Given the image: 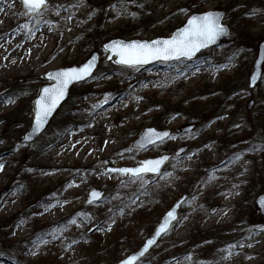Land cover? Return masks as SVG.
<instances>
[{"label": "rangeland", "instance_id": "1", "mask_svg": "<svg viewBox=\"0 0 264 264\" xmlns=\"http://www.w3.org/2000/svg\"><path fill=\"white\" fill-rule=\"evenodd\" d=\"M96 1L48 0L47 8L35 14H26L20 0L0 1V193L7 189L0 202V264H112L143 243L184 194L178 222L149 253L153 263L262 264L264 216L255 198L264 193V152L258 149L263 132L253 117L264 99V63L260 87L249 89L247 78L264 40V0L145 2L141 10H149L153 19L125 40L168 37L192 14L215 10L225 11L230 33L226 45L203 51L190 62H158L142 69L107 61L108 52L102 49L108 40L121 38L115 35L127 22L123 2L126 15L140 14L137 0ZM94 51L98 67L91 79L78 84L83 85L79 94L87 110L84 123L66 128L54 123L70 91L41 135L53 130L55 142L31 155L29 146L41 136L28 145L20 142L32 119L23 109L48 83L43 75L78 65ZM22 77L28 83L13 92V79ZM226 79L236 83L228 97L220 91ZM213 99L219 100L215 107L204 109ZM191 107L195 109L189 112ZM17 109L22 115L5 122ZM232 112L241 121L233 128L239 129L232 138L236 148L221 156L218 140L210 138L226 133ZM146 127L167 129L171 136L148 148H132ZM182 147L185 151L175 155ZM162 154L174 156L158 177L129 178L110 171ZM94 188L103 190L104 198L86 205ZM245 198L246 207L238 211ZM98 219L106 220L94 227ZM237 219L253 228L248 244L222 246L217 240L206 248L202 235L191 237L208 230L218 237L224 228L238 227ZM1 241L21 249L9 253Z\"/></svg>", "mask_w": 264, "mask_h": 264}, {"label": "snow or ice", "instance_id": "2", "mask_svg": "<svg viewBox=\"0 0 264 264\" xmlns=\"http://www.w3.org/2000/svg\"><path fill=\"white\" fill-rule=\"evenodd\" d=\"M24 8L28 13H38L41 9L47 8V0H22ZM218 14L207 13L202 16H194L188 20V26L182 29L178 35L170 40L153 41L151 44L146 43H131L119 44L114 43L111 48L106 46V50L114 52L119 57L118 64L135 68L137 65H143L153 59L170 60L180 59L181 57L191 59L196 52L201 48L206 47L210 43H214L216 39L225 35L227 30L219 22ZM22 28H27V25H22ZM30 31V30H29ZM95 59V58H93ZM94 65L89 62L79 69H70L68 71L58 72L53 79L56 84L51 88H45L43 95L36 101V128L39 131L45 122L46 118L51 115L59 102L64 98L68 85L74 81L85 79L91 74ZM7 102H13L10 98ZM107 101H105L106 103ZM169 136L168 133H157L154 130H149L145 136L146 142L154 144L156 140L163 141L164 137ZM143 146V145H142ZM163 157L160 160L146 161L141 167L135 169H111L110 171H118L122 174H127L130 177L141 178L143 173H157L160 170V165L166 160ZM2 167V166H0ZM92 199H100V194L93 192ZM91 203V201H89ZM169 219L174 220L173 211L167 213V218L164 224L155 233L156 236L161 235L168 229ZM75 224V220L70 221ZM55 238V236L53 237ZM154 240H149L144 248L138 253V256H143L148 248L154 243ZM234 247V246H229ZM137 255L130 257L122 262V264H134L138 259Z\"/></svg>", "mask_w": 264, "mask_h": 264}, {"label": "water", "instance_id": "3", "mask_svg": "<svg viewBox=\"0 0 264 264\" xmlns=\"http://www.w3.org/2000/svg\"><path fill=\"white\" fill-rule=\"evenodd\" d=\"M20 1L22 3V0H20ZM47 4H48V0H47ZM22 8L24 9V11H25L26 14H35V13H28L27 10L24 8L23 3H22ZM207 13H215V14H218L219 15V18H220V21L219 22L227 30V32H226L225 35L219 36L214 43H210L206 47L201 48L198 52L195 53V55H193L191 57V59L184 58V57H181L178 60L177 59H170V60H167V61L161 60V59H153V60H150L148 63H145L143 65H137L136 67L142 69V68H147L149 66H153L154 64H156L158 62H160V63H172V62H176V61H179V60H184V61L190 62V61L194 60L199 53H201L203 51H206L208 49H212V48H215V47H218V46L222 45L223 41L226 40L229 37V33H230L229 26L224 22L225 15H226L225 11L215 10V11H208V12L199 13V14L198 13H194L188 19H186L184 21V23H183V25H181V27H179L177 29H174L171 32L170 36H168V37L158 36V37H155V38L150 39V40H138V39H135V40H125V39H122V38H115V39L108 40L107 42H105V43L102 44V49L104 51L108 52V56H107V59L106 60L107 61H110V60L113 59V62L116 65L123 66V67H128V66H124V65L118 64L117 63V60L119 59V57L116 56L114 54V52H112L110 50H106V46H108V48H111V46L114 43H119V44H131V43H146V44H151L153 41L170 40L174 36L178 35L179 32L182 29H184V28H186L188 26V20L189 19H191L194 16H202V15L207 14ZM93 58H95V59H93ZM89 62H91L94 65V67L91 70V74L89 76L85 77V79H83V80L74 81V82H72V83H70L68 85V88H67V90L65 92L64 98L59 102V104L56 106V108L52 111L51 115H49L46 118L45 122L43 123V125L39 129V131H35V128H36V109H37L36 101L41 98V96L43 95V90L45 88H51V87H53L56 84V80L53 79L52 77H54L55 74L58 73V72L68 71V70L73 69V68H75V69L82 68L83 66H85ZM263 63H264V40H262L259 43V45H258V48H257V56L255 57V59L253 61L252 70H251V72H250V74H249V76L247 78V85H248V88L249 89L254 88L256 85H258L260 83V81L262 79V72H263L262 65H263ZM98 64H99V53L96 52V51H94V52H92L89 55V57L85 61L81 62L78 65H71V66H68V67H64V68H59V69H56V70L48 71L47 73H45L43 75V78L46 81H48V83L42 84L38 88V91H37L35 97L32 99V119H31V123H30L28 129L24 132L22 138L20 139V142L22 144H26V145L31 144V143H33L36 139H38L43 134V132L46 130V128L48 127L49 123L51 122V120L55 116L56 112L64 104V102L68 99L69 93H70L71 89L75 85L80 84V83H83V82L91 79L92 76H93V74H94V72L96 71V69L98 67ZM130 68H132V67H130ZM113 93H114V90L105 92L104 95L102 96V100L106 99L108 96H110ZM252 104H253V101L250 100L247 103V107L250 109L251 106H252ZM192 128H193L192 125L191 126H188V127L184 128V129H182V132L190 131ZM149 130H154L157 133H165L166 132L170 136V131L167 130V129H157L155 127H146L133 140V142H132V147L133 148H135V149H144V148L151 147V146H153L155 144L161 143L160 140H156L154 144H149V143L146 142L145 136H146V134L148 133ZM169 136L164 137L163 138V141H165L166 139H168ZM185 149H186L185 147H182V148L178 149L176 151L175 155H179L180 156L185 151ZM163 157H167V159L164 160L163 163L160 165L159 172H157V173L148 172V173L141 174V175L148 174V175H152V176L158 177V176H160L162 174V169H163L164 165L171 159V157H172L171 154H162V155L157 156V157H154V158H149V159L141 160L140 161V164H138L136 166H132V167H120V168H112V169H135V168L141 167V165L144 162H146V161L160 160ZM113 172H118V171H113ZM118 173H120V172H118ZM120 174L121 175H126V174H122V173H120ZM132 178H135V177H132ZM93 192L99 193L101 198L100 199H97V200H93L92 199V195H91ZM6 195H7V189L4 188L3 191L0 193V202L3 201V199L6 197ZM103 198H104V191L94 188V189H91L88 192L87 197H86V200H85V204L86 205H91V204H94V203H98ZM185 199H186V195L184 194L179 199H177L161 215V217L159 218L158 222L156 223V225L154 226L153 230L151 231L150 235L145 238V240L143 241V243L136 250H134L131 253H129L125 258H122V259H120V260H118V261H116V262H114L112 264H122L123 261L129 259L130 257H132L134 255H137L138 256V253L144 248V246L146 245V243L149 240H154L155 242L148 248L147 252H145V254L143 256H138L137 261L134 262V264H139L141 262V260L145 256H147L151 252V250L153 248H155V246L158 244V242L161 240V238L163 236H165L170 231V229L172 228L173 224H175L178 221L180 208H181L182 204L184 203ZM89 201H91V203ZM255 204H256V206H257V208L259 210V213L262 216H264V193H261V194L257 195V197L255 198ZM169 211H173L174 216H175V219L174 220L169 219L167 231L164 232V233H162L159 236H156L155 233L158 231V229L161 227V225L164 224L165 219L167 218V213Z\"/></svg>", "mask_w": 264, "mask_h": 264}, {"label": "trees", "instance_id": "4", "mask_svg": "<svg viewBox=\"0 0 264 264\" xmlns=\"http://www.w3.org/2000/svg\"><path fill=\"white\" fill-rule=\"evenodd\" d=\"M150 0H137V5H135L137 12H140L139 15L137 14H133L131 13L130 15H126L125 12H123V9H126L127 7V2H123L122 3V14L127 18V22L125 23V25L121 28V30L117 33L118 37L124 38V39H131L135 34H137L138 29H141V27L144 25H148L150 23V21L153 19L152 17V13L149 10L146 11H142L141 9H143L145 2H148ZM236 1H240V0H233L232 3L234 4V2ZM99 2L98 0L95 2L97 3ZM101 5V4H100ZM105 6V5H104ZM114 6V4L112 5ZM115 6L116 3H115ZM140 10V11H138ZM142 11V12H141ZM238 19H243L242 15L237 16ZM138 28V29H137ZM106 40V39H105ZM229 42V40H225L223 42L224 45H226ZM28 82L26 81V78H14L13 79V83L12 86H15L13 89V92H19L21 90V87L25 84H27ZM224 86L221 85L220 91L222 93H224L227 97L231 95V92L233 90H235L236 87V83L234 80H228L226 79L223 82ZM81 86L83 85H76L75 87H73V89L71 90V98H69V100H67L66 105H69L68 107L66 105H64L61 110L58 112V117L57 119H59V121H55L54 123H56L57 125H60L61 127H69L75 124H81L84 123L85 120V114H86V108H83V104H82V97L83 95L79 94V91L81 90ZM223 86V87H222ZM261 84H259L258 87H260ZM34 90H37V87H35ZM75 91V92H74ZM77 92V94H76ZM76 94V95H75ZM219 102V100L217 99H213L210 102L205 104V108L204 109H208L207 107L211 108V107H215V104ZM259 108L260 111L259 113H257V115H255L253 117V121H255L259 127V129L263 132V136L261 138V144L258 145L259 146V150L264 152V99H262L259 102ZM28 105L24 107L23 112L26 111L27 113H32V101L27 103ZM234 104V103H233ZM235 105V104H234ZM194 106V105H193ZM233 106V105H232ZM218 108V107H217ZM225 107H220L221 111L225 110ZM195 107H191V109H189V112L191 110H194ZM188 112V111H186ZM20 115H22V111L21 109H17L16 111H13L11 113H9L7 116L4 117L5 122L8 121L10 122V120H15V118H19ZM237 116V114H235L234 112H232V120L231 122L228 124L227 127V131L224 135L220 136V137H211L210 140L216 139L218 140V151L219 154L221 156H223L230 148H232L231 150H234L236 147H234L233 145V136L236 135V132L239 129H235L233 130V128H238L239 124H241V121H237L235 119V117ZM240 127V126H239ZM229 130H233V131H229ZM55 137H56V133L53 130H48L46 132L45 135L41 136L35 143L31 144L29 146V150H30V154L31 155H36L39 151H41L42 149L46 148L47 146H49L50 144L55 142ZM191 189H193V185L192 187H190ZM190 189V190H191ZM198 188L196 190H194L192 193H197ZM134 190H130V194H134ZM132 196V195H131ZM28 199L29 197H33V196H27ZM130 197L129 193H126V197L125 199L127 200V198ZM152 200V199H150ZM156 200V199H155ZM155 200H152V202H155ZM248 198H245L242 201V205L239 204L237 205V209L238 211H241V208H245L246 207V203H247ZM148 206L151 207L152 205L150 204L151 201H148ZM150 204V205H149ZM117 208H115L116 210ZM264 219V217H263ZM106 220V219H98V220H94L93 221V225L94 227H97L98 225H101L102 222ZM244 219H237L234 221V224H238V227H236L235 229H229L227 231L226 228H224L223 230L220 231V235L218 234V238L217 237V233L215 234L214 232H212L211 230H208L206 232L203 233H194L193 235H191V237L193 238H197L199 237L198 235H202L201 236V242L202 244H204V246L209 247L208 245H210V243L216 244L217 240L218 243L223 244L222 246L225 245V243H232L235 245H239L240 243H245L248 244L249 240L252 236V232H253V228L250 226V229L248 228V226L245 225ZM103 226V225H101ZM175 226V224L173 225V227ZM172 227V228H173ZM232 230L234 231V233H232ZM151 231L148 233L150 234ZM147 234V233H146ZM42 235V232H41ZM218 238V239H217ZM229 240V241H228ZM2 245L4 246V248H6L7 252H15V254H18V252L21 249L20 245H16V246H12V245H7V244H3V242L1 241ZM141 244V243H140ZM140 244H135L132 248H130V252L136 250ZM6 252V251H5ZM150 255L148 254L139 264H167V262L165 260L162 261H157L155 263H153L149 257ZM216 259H219V257H217ZM117 261V260H115ZM57 263V262H56ZM264 264V262L262 263Z\"/></svg>", "mask_w": 264, "mask_h": 264}, {"label": "flooded vegetation", "instance_id": "5", "mask_svg": "<svg viewBox=\"0 0 264 264\" xmlns=\"http://www.w3.org/2000/svg\"><path fill=\"white\" fill-rule=\"evenodd\" d=\"M170 136H171V134H170ZM170 136H169V137H170Z\"/></svg>", "mask_w": 264, "mask_h": 264}]
</instances>
